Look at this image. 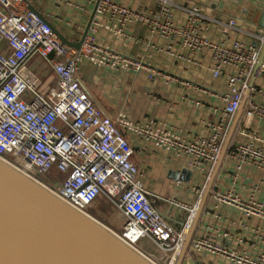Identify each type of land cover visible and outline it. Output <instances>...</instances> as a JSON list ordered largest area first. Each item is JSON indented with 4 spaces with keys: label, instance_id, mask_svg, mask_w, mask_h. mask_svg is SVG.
<instances>
[{
    "label": "built area",
    "instance_id": "obj_1",
    "mask_svg": "<svg viewBox=\"0 0 264 264\" xmlns=\"http://www.w3.org/2000/svg\"><path fill=\"white\" fill-rule=\"evenodd\" d=\"M88 1L97 5L95 18L82 49L77 50L25 7L23 0H0V43L6 40L10 48V53H0V159L90 218L94 219L96 206L108 199L126 219L118 234L121 239L133 244L146 236L173 262L184 251L198 205L190 208L175 203L188 211L181 230L167 222L156 207L163 198L141 180L139 153L122 135L117 121L104 113L82 85L81 57L98 50L95 31L107 20L116 23L115 32L121 36L130 37L131 28L139 23L153 34L178 40L191 55L207 51L212 76L224 82L227 90L219 97L224 105L221 121L186 146L189 168L200 173L208 164L218 163L230 125L247 93V119L264 121V59L258 67L264 53V27L251 33L257 43L238 37L215 39L208 34L213 25L224 23L225 32L244 31L237 17L221 23L206 17L200 7L183 5L179 0H154L159 6L151 9L128 6L124 0ZM260 3L264 6V0ZM36 57L51 63L56 82H34L25 77ZM133 67L140 72L146 66L137 60ZM155 75L156 70H149L150 80ZM243 137L228 154L235 172L254 170L264 175V138L258 130ZM56 173L68 176L58 184H46L43 176ZM261 184L264 182L257 185L249 203L234 200L230 193L215 195L218 203L237 204L242 219L233 224L238 230L231 234L210 227V215L205 214L207 221L197 227L187 252L190 258V253L194 254V264H264V228L255 229L253 223L256 219L264 224V203L258 196ZM217 221L230 225L222 216H217ZM215 238L238 242L242 248L219 249ZM202 257L211 260L205 263Z\"/></svg>",
    "mask_w": 264,
    "mask_h": 264
},
{
    "label": "crops",
    "instance_id": "obj_2",
    "mask_svg": "<svg viewBox=\"0 0 264 264\" xmlns=\"http://www.w3.org/2000/svg\"><path fill=\"white\" fill-rule=\"evenodd\" d=\"M23 2L28 9L32 6L38 10L74 43L81 41L97 6L88 0ZM179 2L196 5L206 17L221 23L237 17L244 31L230 29L225 32L224 23L213 25L208 34L215 39L238 37L248 43H257L251 33H257L264 27V6L260 0ZM123 3L138 9L159 6L154 0H124ZM242 14L250 17L248 21L241 17ZM104 23L95 31L98 50L81 57L80 80L104 113L117 121L122 135L139 153L141 180L150 191L163 198L157 201L156 207L172 227L181 230L188 211L178 208L176 204L171 205L170 201L193 208L200 190L204 189L203 209L197 212L187 241L193 240L196 227L205 225V214L210 215V227H223L222 230L235 233L237 227L222 225L217 221V216L237 224L242 219L240 209L232 204L218 203L215 195L236 193L238 197L248 199L252 188L264 180V175L254 170L237 174L234 162L228 157L229 152L243 141L246 132L258 130L264 138V121L255 118L248 120L245 115L249 94L245 95L242 110L233 118L218 163L214 166L208 164L205 172H195L188 166L186 146L193 139L207 135L211 125L221 121L224 105L219 97L227 90L224 82L212 76L211 55L207 51L191 55L178 40L153 34L139 23L131 28L130 37L118 35L114 29L115 22L107 20ZM0 53H10L6 40L0 43ZM137 60H143L146 66L140 72H136L133 67ZM37 61L39 64L34 68ZM29 69L35 78L32 80L25 75L30 81H57L52 65L47 60L36 57ZM151 69L157 72L152 80L148 77ZM258 196L264 203V185L260 187ZM100 204L93 211L94 219L115 233H122L126 222L123 213L118 211L115 216L117 224L113 225L101 213L106 209L105 206L113 204L108 199ZM253 223L260 224L256 219ZM213 241L220 245L227 243L221 238ZM191 248L192 244L189 250ZM139 249L149 255L147 248L139 245ZM162 253L160 250L161 258ZM190 255L191 258L189 255L186 257L194 262V254ZM151 258L159 264H167L158 257ZM201 260L206 263L211 259L202 257Z\"/></svg>",
    "mask_w": 264,
    "mask_h": 264
},
{
    "label": "water",
    "instance_id": "obj_3",
    "mask_svg": "<svg viewBox=\"0 0 264 264\" xmlns=\"http://www.w3.org/2000/svg\"><path fill=\"white\" fill-rule=\"evenodd\" d=\"M29 7L53 28L65 44L82 49L96 9L81 41L74 43L38 10ZM263 59L264 53L258 67ZM191 241L185 244L177 264H194L185 255ZM0 264L159 263L0 159ZM167 264H174V261L168 258Z\"/></svg>",
    "mask_w": 264,
    "mask_h": 264
},
{
    "label": "rangeland",
    "instance_id": "obj_4",
    "mask_svg": "<svg viewBox=\"0 0 264 264\" xmlns=\"http://www.w3.org/2000/svg\"><path fill=\"white\" fill-rule=\"evenodd\" d=\"M241 17L244 19V20H246V21H248V19L250 18V17H248L247 15H241ZM38 64H39V62L37 61L36 63H35V65H34V68H37V66H38ZM25 75H26V77H28V78H30V79H32V80H34L35 78H34V75H33V73H30V69H28L25 73H24ZM40 81H42V80H40ZM68 176V174H66V175H61V174H59V173H56V174H46V175H44L43 176V180L45 181V182H47V183H55L56 182V184H58V183H60V182H62V179H64V178H66ZM260 183H262V181L260 182ZM259 185V184H258ZM261 186H263L262 184H261ZM257 187V186H256ZM256 187H253L252 188V190H251V193H250V195H249V197H248V199H243V198H241V197H238L237 195H236V193H233L232 194V198L235 200H240V201H242V202H244V203H249L250 202V198H251V196L253 195V193L255 192V188ZM105 201V200H104ZM103 201V202H104ZM102 202V203H103ZM101 203V204H102ZM100 204V205H101ZM232 205H234V206H236V207H238L239 208V206L237 205V204H232ZM105 208L106 209H103L102 211H101V213H102V215L105 217V219L107 218H109V220H110V223L111 224H113V225H115V224H117V220H116V217L115 216H117V213H118V211L119 210H117L115 207H114V205H111V204H108V206H105ZM158 208V207H157ZM110 212V213H109ZM120 212V211H119ZM234 223H230V225H233ZM223 228V227H222ZM222 228H221V230H222ZM227 232H230L231 234H233L234 232H231V231H227ZM236 233V232H235ZM234 233V234H235ZM118 234V233H117ZM120 234V233H119ZM139 245H142L144 248H147L148 249V251H147V253L149 254V255H147V256H151V257H158L159 258V260L160 261H166L167 262V260H168V258H171L170 257V255H168V253L167 252H165V251H163V250H161V251H163L164 253H162V255H163V258H161V254H160V249L156 246V245H154V246H150L149 245V242H148V239H143L140 243H139ZM188 250L189 249H187V251L185 252V255L188 257ZM158 251V252H157ZM152 254H153V256H152ZM168 255V256H167ZM150 257V258H151ZM186 257V258H187ZM156 260V259H155Z\"/></svg>",
    "mask_w": 264,
    "mask_h": 264
},
{
    "label": "bare ground",
    "instance_id": "obj_5",
    "mask_svg": "<svg viewBox=\"0 0 264 264\" xmlns=\"http://www.w3.org/2000/svg\"><path fill=\"white\" fill-rule=\"evenodd\" d=\"M258 173H261L260 171H258ZM262 182H264V180H262ZM203 194H204V191L202 192L201 190H200V193H199V197H198V200H197V205H198V207H197V212L198 213H200V211H202V209H203ZM56 195V194H55ZM56 196H58V195H56ZM59 197V196H58ZM170 204L172 205H174L175 204V202L174 201H170ZM254 228L255 229H257V228H259V229H263L264 228V224H254ZM143 239H148V242H149V245L150 246H154V245H156L158 248H159V246L156 244V243H154L152 240H150L148 237H146V236H142V237H140L135 243H133V244H130V243H127L126 241H124V239H122L126 244H128V245H130L131 247H135V248H137V249H139V243L143 240ZM237 243V244H236ZM235 244H232V242L231 243H226V244H224V245H220V244H218L217 243V245L216 246H218V248L219 249H223V250H227V251H231V250H235V249H240V248H242L241 246H240V244L238 243V242H236ZM160 249V248H159ZM140 250V249H139ZM161 250V249H160ZM141 251V250H140ZM142 252V251H141ZM180 257H176L175 258V261H174V264H177L178 263V259H179Z\"/></svg>",
    "mask_w": 264,
    "mask_h": 264
},
{
    "label": "flooded vegetation",
    "instance_id": "obj_6",
    "mask_svg": "<svg viewBox=\"0 0 264 264\" xmlns=\"http://www.w3.org/2000/svg\"><path fill=\"white\" fill-rule=\"evenodd\" d=\"M46 184L50 185L49 183H46ZM183 263H184V262H183ZM183 263H182V264H183Z\"/></svg>",
    "mask_w": 264,
    "mask_h": 264
}]
</instances>
